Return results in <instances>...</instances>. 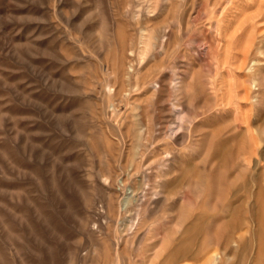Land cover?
Returning <instances> with one entry per match:
<instances>
[{
	"label": "rangeland",
	"instance_id": "1",
	"mask_svg": "<svg viewBox=\"0 0 264 264\" xmlns=\"http://www.w3.org/2000/svg\"><path fill=\"white\" fill-rule=\"evenodd\" d=\"M263 165L264 0H0V264H161Z\"/></svg>",
	"mask_w": 264,
	"mask_h": 264
},
{
	"label": "bare ground",
	"instance_id": "2",
	"mask_svg": "<svg viewBox=\"0 0 264 264\" xmlns=\"http://www.w3.org/2000/svg\"><path fill=\"white\" fill-rule=\"evenodd\" d=\"M252 2V1H251ZM153 4V3H152ZM247 4V3H246ZM155 6V5H153ZM242 7V6H241ZM192 8V7H191ZM232 8V7H231ZM138 9V8H137ZM154 8L152 7V12ZM193 10V9H192ZM214 10V9H213ZM208 12V11H207ZM153 14V13H152ZM189 16V15H188ZM207 16V15H206ZM152 17V16H151ZM219 18V17H218ZM234 19V18H233ZM176 20V19H175ZM152 21V20H151ZM189 25V24H188ZM223 25V24H222ZM209 26V25H208ZM228 28V27H227ZM144 32V31H143ZM163 32V31H162ZM171 32V31H170ZM209 34V33H208ZM216 34V33H215ZM218 35V34H217ZM163 41V40H162ZM147 43V41H146ZM145 43V44H146ZM145 47V46H144ZM143 50V49H142ZM146 50V49H145ZM141 52V51H140ZM161 52V51H160ZM142 53V52H141ZM147 53V52H146ZM141 55V54H140ZM235 57V56H234ZM229 60V59H228ZM142 61V60H141ZM263 68V67H262ZM255 69V68H254ZM130 70V69H129ZM224 70V69H223ZM260 70V69H258ZM128 71V70H127ZM257 75V74H256ZM228 77V76H227ZM259 77V76H258ZM137 79V78H136ZM263 79V78H262ZM172 80V79H171ZM180 80V79H179ZM253 80V79H252ZM259 82V81H258ZM153 84V83H152ZM263 84V83H262ZM136 87V86H135ZM233 87V86H232ZM257 87V86H256ZM153 89V88H152ZM173 89V88H172ZM215 89V88H214ZM260 89V88H259ZM218 90V89H217ZM152 91V90H151ZM156 94V93H155ZM255 94V93H254ZM260 95V94H259ZM233 96V95H232ZM252 96V95H251ZM250 96V97H251ZM231 97V96H230ZM234 97V96H233ZM261 100V99H260ZM233 101V100H232ZM173 102V101H172ZM235 102V101H234ZM236 103V102H235ZM179 104V103H178ZM220 105V104H219ZM235 105V104H234ZM260 105V104H259ZM233 106V105H232ZM252 106V105H251ZM180 107V106H179ZM132 108V107H131ZM237 108V107H236ZM256 108V107H255ZM173 110V109H172ZM253 110V109H252ZM135 111V110H134ZM215 111V110H214ZM172 113V112H171ZM225 114V113H224ZM175 116V115H174ZM213 116V115H212ZM178 117V116H177ZM226 117V116H225ZM237 117V116H236ZM249 118V117H248ZM226 119V118H225ZM236 119V118H234ZM238 120V118H237ZM250 121V119H249ZM241 122V121H240ZM181 124V123H180ZM201 124V123H200ZM240 124V123H237ZM176 125V124H175ZM249 125V124H248ZM242 125H239V127ZM181 127V126H180ZM198 129V128H197ZM249 129V127H248ZM171 130V129H169ZM240 130V129H239ZM194 131V128H193ZM251 131V129H250ZM169 132V131H167ZM173 133V132H172ZM167 135V134H165ZM233 135V134H232ZM253 136V135H252ZM251 136V137H252ZM230 138V137H229ZM254 138V137H253ZM252 138V139H253ZM251 139V138H250ZM254 141V139H253ZM255 142V141H254ZM257 142V141H256ZM255 144V143H254ZM253 147V146H252ZM257 149V148H256ZM218 150V149H215ZM243 151V150H242ZM245 151V150H244ZM254 151V150H253ZM248 152V151H247ZM215 153V152H214ZM241 153V152H240ZM251 153V152H250ZM255 153V152H254ZM213 154V153H212ZM249 154V153H248ZM232 155V154H231ZM234 155V153H233ZM240 155V154H239ZM245 155V154H244ZM213 156V155H212ZM214 157V156H213ZM212 157V158H213ZM241 157V155H240ZM243 157V155H242ZM250 158V156H248ZM232 158V156H231ZM235 158V157H234ZM247 158V157H245ZM213 160V159H212ZM232 163H233V158L231 159ZM241 160V159H240ZM249 160V159H248ZM260 160V159H259ZM256 161V160H254ZM253 161V162H254ZM243 163V162H242ZM249 163V162H248ZM247 163V159H246V164ZM261 163V162H260ZM229 165V164H228ZM234 165V164H233ZM241 166V165H240ZM245 166V165H243ZM242 166V167H243ZM230 167V166H229ZM228 167V168H229ZM130 168V167H129ZM213 168V167H212ZM211 168V169H212ZM217 167H214L213 169L216 171L217 169H215ZM235 167L232 168V170ZM245 168H247L245 166ZM262 168L264 169V165L262 166ZM244 169V168H243ZM249 169V167H248ZM247 169V170H248ZM246 170V169H245ZM246 170V172H247ZM251 170V169H249ZM133 171V170H132ZM261 171V170H260ZM214 172V171H213ZM228 172V170H227ZM253 172V170H252ZM217 173V171H216ZM233 175V173H235V170L229 172ZM228 173V174H229ZM245 173V172H244ZM215 174V173H214ZM227 174V173H226ZM225 174V175H226ZM230 174V175H231ZM246 174V173H245ZM224 175V177H225ZM229 175V177H231ZM257 175V174H256ZM262 181L261 182H255L252 183L251 181L248 180H244L239 178L238 180H234L233 182H228L230 180H227V183H220L217 186H215V188H213L212 186L215 184H212L214 181H209L211 182L212 186H210V189H207V191L209 193H215L219 196V203H220V208L218 210H216L215 213L211 214V215H207L204 211V213H198L196 215L191 216V220L185 224L184 226L185 228H183V232L181 235L180 240H178L179 242L177 243V245L175 246V248H173L163 259L161 264H177L178 262H181L183 260H195L198 259L202 256H206V261L204 264H223L224 259L226 258V254L224 253V255L221 257H217L215 258V256H213L215 253L218 254L217 252H214L213 255H211V249L206 246V248H203V251L199 250L197 247L198 245L194 243V239L198 240L199 242V237H200V231L202 230V226L203 224H207V225H215L217 230H221L222 232L225 229H228L229 231H226V233L223 236V240H225V247L228 244H232L235 242L237 244V248H239V250H235L237 248L234 247L233 251H231V253L229 252V255L231 254L233 258H231L230 260H233L234 258L236 260H233V263H236L235 261H238L237 264H242V260H246L248 262V258H246V253L250 254V249L248 250L249 252H246V248H249V245L252 247V245L254 246L255 244V250L253 253H255L256 258L258 259V257H260V255H264L261 254V251L264 252V250H262L264 248V245L261 246L262 244H264V173L262 175ZM201 178V177H200ZM215 178V177H213ZM222 179V175L220 177ZM202 179V178H201ZM225 179V178H224ZM231 179V178H229ZM247 179V178H246ZM249 181V182H248ZM260 181V180H259ZM136 182V181H135ZM206 182V181H205ZM204 182V183H205ZM221 182V181H220ZM226 182V181H225ZM143 183V182H142ZM208 183V182H207ZM202 184V183H201ZM143 187V186H142ZM144 188V187H143ZM203 189V187H202ZM196 190V189H195ZM204 190V189H203ZM149 191V190H148ZM179 191V190H178ZM206 192V190H205ZM132 193V192H131ZM134 194V193H133ZM155 195V194H154ZM180 195V194H179ZM132 196V195H131ZM139 196V195H138ZM164 196V195H163ZM178 196V195H177ZM183 196V195H182ZM181 196V197H182ZM203 196V195H202ZM214 196V195H213ZM165 198V197H164ZM213 198V197H211ZM162 199V198H161ZM215 199V198H214ZM218 199V198H217ZM216 199V200H217ZM166 200V199H165ZM177 200V198H176ZM214 203V200H211V203ZM218 202V201H217ZM129 203V197L126 196L123 199V206H127ZM146 203V202H145ZM164 203V202H163ZM175 203V202H174ZM209 203V202H208ZM159 204V203H158ZM157 204V205H158ZM167 204V203H166ZM199 204V203H198ZM238 204V205H237ZM258 206L259 210L257 208L252 207L253 205ZM131 205V204H130ZM251 205V206H250ZM144 206V205H143ZM146 206V205H145ZM159 206V205H158ZM162 206V205H161ZM186 207V206H184ZM213 207V206H212ZM160 208V207H159ZM162 208V207H161ZM160 208V209H161ZM252 208V209H251ZM163 209V208H162ZM211 209V208H210ZM213 209V208H212ZM215 209V208H214ZM217 209V208H216ZM257 209V210H256ZM146 210V209H145ZM120 212V211H119ZM153 212V211H152ZM194 212V211H193ZM120 214V213H119ZM144 217V216H143ZM190 218V217H189ZM119 220V219H118ZM236 220V222H234V224H232L230 221ZM130 222V221H128ZM135 223V222H134ZM177 223V222H176ZM180 223V222H179ZM128 224V223H127ZM183 224V223H182ZM256 224V226L254 225ZM117 225V224H116ZM124 225L125 222H124ZM214 226V227H215ZM254 226L256 227V231L254 233H251L249 230L251 229V227ZM207 227V226H205ZM122 228V227H121ZM130 229V228H129ZM156 229V228H155ZM206 229V228H204ZM254 230V228H252ZM125 230V229H123ZM245 230L246 236H244L243 234H239L237 233V235H234L236 232H241ZM133 231V230H132ZM165 231V230H164ZM211 232V231H210ZM209 233V231H208ZM221 233V232H220ZM205 235V234H204ZM208 235V234H207ZM206 236V235H205ZM220 236V235H219ZM213 237V236H211ZM215 237V236H214ZM203 239V238H202ZM218 239L215 238V242L216 244H214L215 246H217L218 244H220L221 241L217 242L216 240ZM221 239V238H220ZM204 241L206 240V238L203 239ZM210 240V239H209ZM214 241V240H213ZM177 242V241H176ZM197 242V243H198ZM203 241H200V243ZM210 242V241H209ZM208 242V243H209ZM204 243V242H203ZM222 243V242H221ZM176 244V243H175ZM174 245V244H173ZM202 245V244H201ZM200 245V246H201ZM231 245V246H232ZM248 245V246H247ZM214 246V247H215ZM203 247V245H202ZM201 247V249H202ZM263 247V248H262ZM145 248V247H144ZM226 250V248H224V251ZM145 251V250H144ZM169 251V250H168ZM252 252V251H251ZM158 253V252H157ZM223 253V252H221ZM220 253V254H221ZM252 253V254H253ZM137 254V253H136ZM248 254V255H249ZM251 254V255H252ZM164 255V254H163ZM228 255V256H229ZM250 255V257H251ZM254 256V255H253ZM263 257V256H262ZM151 258V257H150ZM163 258V257H162ZM246 258V259H245ZM253 258V257H252ZM264 258V257H263ZM255 259V258H254ZM261 259V257L259 258ZM229 260V259H228ZM259 264H262L260 262V260H257ZM159 263V262H158ZM226 263V261H225ZM224 263V264H225ZM245 263V262H243ZM252 264H254L252 262Z\"/></svg>",
	"mask_w": 264,
	"mask_h": 264
}]
</instances>
